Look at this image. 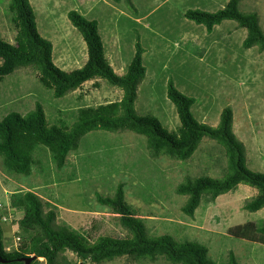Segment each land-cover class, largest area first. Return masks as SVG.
Masks as SVG:
<instances>
[{
  "label": "rangeland",
  "instance_id": "1",
  "mask_svg": "<svg viewBox=\"0 0 264 264\" xmlns=\"http://www.w3.org/2000/svg\"><path fill=\"white\" fill-rule=\"evenodd\" d=\"M227 1L30 0L39 31L52 42L54 60L65 70L80 67L87 59L86 43L81 40L83 45L78 44L82 35L68 17L72 9L98 21L106 54L119 74L126 72L138 35L144 48L146 75L138 85L136 112L153 114L167 129L177 131L180 120L167 96L169 79L195 99L191 112L201 123L216 126L222 110L230 106L233 130L244 144L246 166L264 173V50L243 46L247 29L236 20H223L208 32L204 24L184 15L187 9L216 11ZM8 2L0 0V37L14 43L16 31L10 22ZM239 9L257 13L264 32V0H241ZM72 46L76 52L67 49ZM96 80L99 86L94 84ZM121 94L120 88L106 80L92 79L55 97L32 65L21 66L0 81V118L12 111L25 114L39 103L50 126H71L78 118L79 107L114 100ZM224 151L220 143L204 136L186 160L153 157L143 134L91 130L81 138L79 148L69 152L62 168L56 166L44 145L36 147V162L29 175L11 172L0 157L1 238L7 250L23 243L22 236L17 240L22 210L10 204L15 190L38 193L44 209L55 211L58 226L88 231L94 238L101 234L126 235L128 230L120 224L118 214L96 199L97 193L112 194L123 182L126 199L145 218L149 235L169 234L178 241L207 244L215 264H225L230 251L238 264H264L263 242L236 237L229 231L249 221L264 223V208H244L256 188L241 183L214 201L204 197L193 217L181 209L187 195L176 192V186L199 175L224 176L228 163ZM65 254L76 264L83 262L72 251ZM39 260V264H47L44 257ZM102 264L181 263L164 257L156 261L120 257Z\"/></svg>",
  "mask_w": 264,
  "mask_h": 264
},
{
  "label": "trees",
  "instance_id": "2",
  "mask_svg": "<svg viewBox=\"0 0 264 264\" xmlns=\"http://www.w3.org/2000/svg\"><path fill=\"white\" fill-rule=\"evenodd\" d=\"M240 2L228 0L216 11L187 9L184 15L198 24H204L208 32H212L214 26L223 20H236L247 29L243 46H258L264 50V32L258 14L241 12ZM8 10L16 31L15 42L0 37V81L17 68L32 65L38 72L39 80L53 90L55 97H62L92 79H104L122 90L117 99L79 107L78 118L71 126H50L39 103L25 114L12 111L0 118V157L8 170L31 174L36 162L33 154L38 145L48 147L56 166L62 168L69 152L78 149L81 138L91 130H131L143 134L151 156L163 155L179 160L190 158L202 138L209 136L224 147L228 159L226 173L222 177L199 175L179 183L176 192L187 195L182 211L193 217L204 197L214 201L241 183L257 190L246 201L244 208L250 211L264 208V173L246 166L244 144L233 130L232 107L222 110L216 126L201 123L191 112L195 99L181 92L169 79L167 96L175 105L180 120L177 131H170L157 116L136 112L138 85L146 75L144 48L138 35L126 72L119 74L106 54L98 21L72 9L68 11V17L86 43L87 59L82 66L65 70L54 61L53 44L40 33L30 0H9ZM94 84L99 86V80ZM96 199L118 214L120 224L128 230L126 235L101 234L94 238L88 231L58 226L55 211L44 209L43 199L38 193L33 190L13 191L10 204L22 210L18 224L23 243L16 249L7 250L0 230V254L9 259L0 264H24L21 258L32 254L36 258L30 264H39L40 257H44L47 264H76L65 254L68 250L81 258L83 264H102L120 257L133 261H156L164 257L173 263L215 264L209 256L207 244L193 240L178 241L169 234L149 235L145 218L139 216L137 208L126 199L123 182L117 184L112 194L97 193ZM229 231L236 237L264 243V223L258 225L249 221L237 224ZM225 264H238L233 251L229 252Z\"/></svg>",
  "mask_w": 264,
  "mask_h": 264
},
{
  "label": "water",
  "instance_id": "3",
  "mask_svg": "<svg viewBox=\"0 0 264 264\" xmlns=\"http://www.w3.org/2000/svg\"><path fill=\"white\" fill-rule=\"evenodd\" d=\"M35 258H36V255H35V254H32V255H30V256H28V257H22L21 259L25 262L24 264H30L31 261H33ZM8 261H9L8 258H5V257H3V256L0 254V262L5 263V262H8ZM81 264H83V262H81Z\"/></svg>",
  "mask_w": 264,
  "mask_h": 264
},
{
  "label": "crops",
  "instance_id": "4",
  "mask_svg": "<svg viewBox=\"0 0 264 264\" xmlns=\"http://www.w3.org/2000/svg\"><path fill=\"white\" fill-rule=\"evenodd\" d=\"M78 38V37H77ZM79 39V42H78V44L80 45V46H82L83 45V43H82V41L84 40L82 37L81 38H78ZM82 40V41H81ZM72 42H74V40L73 41H66L64 44L66 45L67 43H72ZM67 49H69L70 51H74L75 50V52L77 51V49L75 48V46H72L71 48H67ZM55 61V60H54ZM61 67V66H60Z\"/></svg>",
  "mask_w": 264,
  "mask_h": 264
},
{
  "label": "built area",
  "instance_id": "5",
  "mask_svg": "<svg viewBox=\"0 0 264 264\" xmlns=\"http://www.w3.org/2000/svg\"><path fill=\"white\" fill-rule=\"evenodd\" d=\"M7 218H8V217H6V216L3 217L4 220H7ZM20 239H21V237H20V235H18V236H17V240H20ZM17 248H18V247H17Z\"/></svg>",
  "mask_w": 264,
  "mask_h": 264
}]
</instances>
